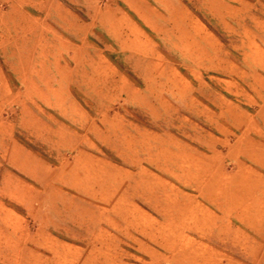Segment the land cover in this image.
Wrapping results in <instances>:
<instances>
[{"label":"rangeland","instance_id":"374dc122","mask_svg":"<svg viewBox=\"0 0 264 264\" xmlns=\"http://www.w3.org/2000/svg\"><path fill=\"white\" fill-rule=\"evenodd\" d=\"M247 114L264 148V0H0V264H264L258 177L208 187L264 173Z\"/></svg>","mask_w":264,"mask_h":264},{"label":"crops","instance_id":"0c3cea01","mask_svg":"<svg viewBox=\"0 0 264 264\" xmlns=\"http://www.w3.org/2000/svg\"><path fill=\"white\" fill-rule=\"evenodd\" d=\"M67 43H70V42H68L67 40H63L62 41V43L59 45V48H62V47H64L65 46V48L67 49L68 48V45H67ZM48 45H50V43L48 42ZM50 47H51V45H50ZM44 47H43V42H42V38H40L39 39V43H38V52H37V57H39V58H45V56H43V51H42V49H43ZM54 48H56L57 49V47L56 46H54ZM59 53V51H55L54 52V55H57ZM143 61H144V59H143ZM84 63L86 64V68H85V70H84V72H86V73H84V75L86 76V78H84L85 76H83V80H82V82H81V86H83L84 88H85V86L87 87V86H90V78H88V76H87V74H89V72H90V74H91V66H90V61L88 60V59H86L85 61H84ZM144 63H146L145 61H144ZM148 63V62H147ZM41 65H43L42 64V62L41 61H39V60H37V61H33V64H32V69H30V72H31V76H34L35 75V69H34V67H41ZM97 72V71H96ZM95 73V72H94ZM98 73V72H97ZM85 79V80H84ZM94 88V90H92L93 92H95V93H99V94H101V92H103V91H105L104 89H106L105 87L104 88H102L101 87V85H100V87H93ZM114 88H116V87H114ZM113 91V90H112ZM126 91L128 92H134V93H136V94H140V95H142L143 94V92L142 93H138L137 92V90H130V88L129 87H126ZM120 91L117 89V90H115V91H113V93H112V95L114 96V99L116 98V96L119 94L120 95ZM2 95V94H1ZM3 96V95H2ZM25 98H27V96H26V94H25V96H24ZM105 119V118H104ZM246 120L248 121V120H250L249 122H247V128H246V132L248 131V136L245 138L250 144H252L253 146H254V151L255 150H257V153H252L251 151L250 152H248V150H246V151H243L242 150V148H241V146H240V144L242 143L241 141H243L244 140V138H240V136H237V139L235 138V142L232 144V148H231V150H229V152H228V154L229 155H234V156H236V157H240V160H244V162H246L247 160H249V159H251L252 157L251 156H254V155H257L258 156V158H256L257 159V163H258V165H259V167L261 168V169H263L264 170V148H263V145H262V143L260 142L261 140H260V136L259 137H257V135L255 136L254 135V137H252L251 135H250V133H252L253 131V133H256V131H258V126L254 123V121H251V119L249 118V115L247 114V118H246ZM104 121H106V120H104ZM254 123L256 126V128H254V129H252V128H250L249 129V127H248V125L250 124V123ZM73 125H71V127H72ZM104 126V125H103ZM75 127V126H74ZM77 128V130L79 131V130H82L80 127H78V126H76ZM41 128H43V125H42V127ZM104 128H105V126H104ZM103 128V130L105 131L106 129H104ZM230 130H233L232 128L230 129ZM230 130H225V133H226V135H230ZM106 133V132H105ZM223 134V133H222ZM43 135V134H42ZM85 135L86 136H88V134H86L85 133ZM260 135V134H259ZM252 139H253V141H256V143L255 144H253V142H252ZM97 145H99L98 143H97ZM228 145V144H227ZM239 145V146H238ZM234 146H238V147H234ZM257 148V149H256ZM229 149V148H228ZM90 150H92L93 152H99V147L98 146H94V148H92V145L89 147V151ZM100 151H101V149H100ZM232 151H235V153H238V154H240V155H238V154H233L232 153ZM248 154V155H247ZM246 160V161H245ZM236 164H237V166H238V171H237V173L236 174H233L232 175V177L229 179V180H226V181H223V180H219V179H217V178H214V177H210V180H213L211 183H210V185L208 186V187H213V186H218V191H217V194H218V192H219V195H221L222 197L223 196H227L226 197V202L229 204V202H228V200L230 199V198H233V195L236 193V187L233 185V183L234 182H236V181H238L240 178H254V177H258V179L260 180L259 182V185L261 186V190H262V192L264 193V173H257V174H255L256 172H254V169H252L250 166H248V167H245V166H243L242 164H240V162H239V160L238 161H236ZM23 165L25 166V167H30V166H38V165H41L39 162H37V160L36 159H34V158H26L25 159V162L23 163ZM195 166H193L192 168H194ZM205 167L206 168H208V164L206 163L205 164ZM206 170V169H205ZM195 173L196 174H198L197 173V171H196V169H195ZM201 175V174H200ZM209 180V181H210ZM220 185L221 186H223V189L222 190H220ZM227 185H230V186H228V188L226 187ZM247 187H248V183H247V185H246ZM227 188V189H226ZM260 190V191H261ZM227 191V192H226ZM220 192H222V194L220 193ZM248 203H250V202H248ZM249 205V204H248ZM250 206V205H249ZM238 207V206H237ZM228 208L229 209H231L232 211H230V212H232V214H234L235 215V210H233V209H235V207L234 206H231V205H228ZM240 209V208H239ZM235 219H236V217H235ZM235 221V220H234ZM234 221L233 222H230L228 225L230 226V227H232V229H234ZM250 221V219L249 220H244V224H248V223H250L249 222ZM164 235V234H163ZM182 241V240H181ZM176 242H179V240H177L176 239ZM185 243H189L188 241H186ZM215 244V243H214ZM226 249L225 250H229L230 252H229V254L232 256V257H238V256H240L241 254L240 253H238V251H236L235 250V248L232 246V245H225L224 246ZM201 251V250H200ZM202 252V251H201ZM193 254H196L195 256H196V258L199 260V262L201 263V264H207V261L205 260V259H203V257L200 255L201 253H199V252H194V251H191V252H189V253H186V254H183V255H185L184 257L186 258V259H188V257H190V256H192ZM199 257V258H198ZM214 262H215V264H218L217 263V261L216 260H214ZM235 262V263H234ZM233 262V264H238V261H234ZM241 263V262H240ZM209 264H213V263H211V262H209Z\"/></svg>","mask_w":264,"mask_h":264},{"label":"bare ground","instance_id":"6f19581e","mask_svg":"<svg viewBox=\"0 0 264 264\" xmlns=\"http://www.w3.org/2000/svg\"><path fill=\"white\" fill-rule=\"evenodd\" d=\"M255 125V124H254ZM227 232V231H226Z\"/></svg>","mask_w":264,"mask_h":264}]
</instances>
